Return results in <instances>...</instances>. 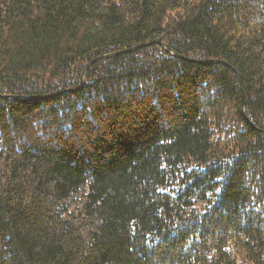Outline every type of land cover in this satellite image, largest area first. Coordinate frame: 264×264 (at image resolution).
<instances>
[{
  "label": "trees",
  "instance_id": "16d2710c",
  "mask_svg": "<svg viewBox=\"0 0 264 264\" xmlns=\"http://www.w3.org/2000/svg\"><path fill=\"white\" fill-rule=\"evenodd\" d=\"M0 95V264H264V0H0Z\"/></svg>",
  "mask_w": 264,
  "mask_h": 264
},
{
  "label": "water",
  "instance_id": "95a60500",
  "mask_svg": "<svg viewBox=\"0 0 264 264\" xmlns=\"http://www.w3.org/2000/svg\"><path fill=\"white\" fill-rule=\"evenodd\" d=\"M155 42L160 43V44H162L164 46V44L162 42H160L159 40H155ZM144 45H146V44H140V45H136V46H133V47H130V48H126V49H123V50H119V51H116V52H113V53L103 54V55H99L97 57H94L88 63H86L84 65V70H83L82 75H81V82L80 83H82V81H83V76H84V73H85L86 69L90 65H92L94 62H96L97 60L102 59V58L113 57V56H116V55H119V54L125 53V52H130V51H133L136 48L141 47V46H144ZM172 54L174 56H176V57L181 58V59H186L184 56L178 55L175 52H172ZM200 62L203 63V64H219V65H223V66H226V67L234 70L235 73L237 74L239 86H240V89H241V92H242V83H241L240 74L230 64H228L226 61L221 60V59H207V60H203V61H200ZM48 96L49 95H31V96H26L24 99L27 100V101H31V100H35V99H43V98H46ZM241 96H242V94H241ZM0 97L1 98H9V97H11V95H0ZM12 97L15 98L16 96H12Z\"/></svg>",
  "mask_w": 264,
  "mask_h": 264
}]
</instances>
